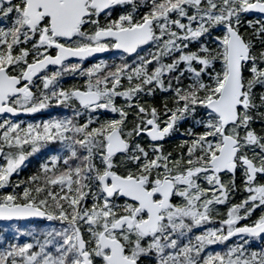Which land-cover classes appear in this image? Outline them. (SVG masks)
Returning a JSON list of instances; mask_svg holds the SVG:
<instances>
[{"label":"snow or ice","instance_id":"1","mask_svg":"<svg viewBox=\"0 0 264 264\" xmlns=\"http://www.w3.org/2000/svg\"><path fill=\"white\" fill-rule=\"evenodd\" d=\"M53 105L0 119V221L55 222L0 264H264V0H0V114Z\"/></svg>","mask_w":264,"mask_h":264},{"label":"flooded vegetation","instance_id":"2","mask_svg":"<svg viewBox=\"0 0 264 264\" xmlns=\"http://www.w3.org/2000/svg\"><path fill=\"white\" fill-rule=\"evenodd\" d=\"M117 54H119V52L115 51V50H109L107 51V54H105L104 56H100V57H97L93 60H85L82 64V67L83 68H87L89 67L90 65L100 61V60H107L109 63H112L113 61L117 62ZM69 62H72V63H77L79 62L78 60H69ZM51 68V66H50ZM78 82H82V78L79 77V76H73V75H66L64 77H62L61 79V83L64 87H69V86H72L73 84H76ZM39 165V164H38ZM38 165L33 169L32 168V165L30 166H24V169L23 171H21L20 173V178H24L26 177L27 175L31 174V170L29 172H27L25 170V167H30L32 168V171L34 172ZM8 223L10 224H17V225H22L26 228H37V229H42L46 226H51L53 225L55 222H51V221H47L46 219H42V220H39V221H25V220H21V221H15V222H10V221H7Z\"/></svg>","mask_w":264,"mask_h":264},{"label":"rangeland","instance_id":"3","mask_svg":"<svg viewBox=\"0 0 264 264\" xmlns=\"http://www.w3.org/2000/svg\"><path fill=\"white\" fill-rule=\"evenodd\" d=\"M0 226H3V225H0ZM217 245H220V244H217ZM209 247V246H208Z\"/></svg>","mask_w":264,"mask_h":264},{"label":"trees","instance_id":"4","mask_svg":"<svg viewBox=\"0 0 264 264\" xmlns=\"http://www.w3.org/2000/svg\"><path fill=\"white\" fill-rule=\"evenodd\" d=\"M221 251V250H220Z\"/></svg>","mask_w":264,"mask_h":264}]
</instances>
